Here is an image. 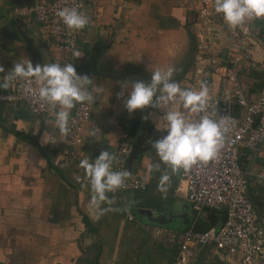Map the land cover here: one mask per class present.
I'll list each match as a JSON object with an SVG mask.
<instances>
[{"label": "crops", "instance_id": "0c3cea01", "mask_svg": "<svg viewBox=\"0 0 264 264\" xmlns=\"http://www.w3.org/2000/svg\"><path fill=\"white\" fill-rule=\"evenodd\" d=\"M94 1L85 2L90 24L77 39L75 49L83 55L74 59L73 51L57 48L33 15L13 13L15 6L31 5L33 0H0V66L4 68L0 77L20 60H31L34 67L73 63L79 75L91 78L87 87L94 96L83 142L73 147L75 158L64 167L54 165L61 149L51 138L63 145L55 117L45 124L22 104H0V264H83L85 259L86 264H176V246L156 236L154 226L205 230L224 220L223 210L191 206L178 188L180 171L172 174L162 163L160 171H150L149 165L160 163L152 147L164 136L160 110L146 107L129 114L124 106L128 90L117 96L124 84L148 83L152 71L168 67L174 69L172 79L187 89L195 48L194 21L188 26L187 22L193 20L199 0ZM218 22L221 36L211 57L225 63L230 40ZM252 33L256 42L251 52L258 69L239 75L249 99L264 89V19L253 21ZM93 130L95 136H89ZM121 140L136 148L128 165L143 176L145 188L118 196L107 193L111 203L90 207L91 188L80 162L84 158L94 162L105 150L114 154ZM241 160L250 181L263 164L264 153L243 148ZM165 171L170 175L166 193L158 190ZM250 195L258 218L264 219L260 189H250ZM128 214L133 218L128 219ZM211 261L238 264L210 248L198 250L192 264Z\"/></svg>", "mask_w": 264, "mask_h": 264}, {"label": "built area", "instance_id": "2783aa9c", "mask_svg": "<svg viewBox=\"0 0 264 264\" xmlns=\"http://www.w3.org/2000/svg\"><path fill=\"white\" fill-rule=\"evenodd\" d=\"M85 2L86 0H33L31 5L15 6L13 13L20 17L33 15L45 27L47 37L57 48L72 52L81 30L69 32L57 12L64 7H76L84 13ZM99 7L96 4V13L99 12ZM254 20L245 24L246 30L237 28L233 31L224 22L222 14L215 12L214 0H199L195 10L193 69L186 87L198 91L200 83H206L210 102L216 105L217 110L214 115L210 108L207 114L217 120L221 116L228 117L230 131L215 160L207 165H194L188 172L180 170L178 188L181 187L193 208L223 210L224 220L217 228L205 230L190 226L183 231H176L165 226H154L156 236L163 242L176 246V264H192L197 251L205 248H210L219 256L234 258L238 264H264V219L258 218L250 195V189L254 186L260 189L264 198V162L249 181L241 160L243 148L264 153V89L259 91L255 99H249L239 76L247 70L258 69L251 52L256 42L252 33ZM218 21L224 25L226 36L230 40L227 47L229 59L225 63L212 58V52L217 49V39L221 36ZM215 82L218 86L216 90ZM28 87L34 91L38 89L34 81L29 83L19 79L13 81L6 90L0 88V104H22L31 114L41 116L43 122L48 123L55 116L47 105L39 101L37 95L25 91ZM174 108L182 111L189 120L199 118L179 106ZM90 114L89 103L76 104L69 117L70 131L67 136H63V145H58L56 139L51 138V142L61 149L60 156L54 160L55 166L64 167L75 158L73 147L83 142ZM163 115L164 112L160 110L161 126L166 135ZM131 150V144L126 140H121L115 148L114 155L117 159L113 163V170H127L131 175L122 188L114 193L108 192L112 196L145 188L143 176L128 167ZM132 218L128 214V219Z\"/></svg>", "mask_w": 264, "mask_h": 264}, {"label": "clouds", "instance_id": "9594fccd", "mask_svg": "<svg viewBox=\"0 0 264 264\" xmlns=\"http://www.w3.org/2000/svg\"><path fill=\"white\" fill-rule=\"evenodd\" d=\"M214 10L217 14H222L230 30H246L245 24L248 21L264 19V0H214ZM57 15L69 32H78L90 24V18L76 7H64ZM82 55L80 50H73L74 59ZM3 72L4 68L0 66V73ZM173 74L172 67L166 70L156 69L152 71L150 82L136 81L130 83V87L124 84L117 96L123 97L124 90H128L124 106L129 114L146 107L164 112V129L167 134L152 142L160 163L149 165V169L160 171L162 163L172 174H176L181 169L188 172L194 165H207L215 160L230 131V120L226 116L217 120L207 114L210 108L214 115L217 110L216 105L210 102L206 83L201 82L198 91L181 88L172 79ZM18 79L29 83L34 81L38 85L35 91L31 87L25 91L37 95L39 101L49 107L55 116L54 126L62 136H67L70 131L69 117L76 104L94 103L93 92L87 87L92 83L91 78L79 75L73 63L37 64L34 67L31 60H20L7 75L0 77V88L6 90ZM173 105L186 109L199 118L189 120L182 111L172 107ZM157 128L161 129L158 125ZM47 135L45 132V143L48 142ZM88 135L94 137L95 131H90ZM116 159L114 154L105 150L94 162H90L88 158L81 160L80 167L84 170V179L90 185L92 193L90 207L100 209L102 203H111L107 193H114L122 188L130 177L131 173L127 170H113ZM76 179L79 182L81 178ZM169 183L170 175L165 171L160 176L158 190L166 193Z\"/></svg>", "mask_w": 264, "mask_h": 264}, {"label": "rangeland", "instance_id": "374dc122", "mask_svg": "<svg viewBox=\"0 0 264 264\" xmlns=\"http://www.w3.org/2000/svg\"><path fill=\"white\" fill-rule=\"evenodd\" d=\"M193 21H194V18H193V20H189V21L187 22V26H188V25H191V23H192ZM193 45H194V44H193ZM192 50H193V49H192ZM252 188H254V186H252L251 189H252ZM257 189H258V188H257ZM251 199H252V198H251ZM252 202L255 204V207H256V203H255L256 201H255V199H253ZM255 207H254V208H255ZM84 261H85V262H83V264H86V263H87V260L85 259ZM209 264H220V263L211 261Z\"/></svg>", "mask_w": 264, "mask_h": 264}, {"label": "water", "instance_id": "95a60500", "mask_svg": "<svg viewBox=\"0 0 264 264\" xmlns=\"http://www.w3.org/2000/svg\"><path fill=\"white\" fill-rule=\"evenodd\" d=\"M135 151H136V148H132V150L130 152L129 158H131V156H133V154L135 153ZM128 167H129V165H128Z\"/></svg>", "mask_w": 264, "mask_h": 264}, {"label": "trees", "instance_id": "16d2710c", "mask_svg": "<svg viewBox=\"0 0 264 264\" xmlns=\"http://www.w3.org/2000/svg\"><path fill=\"white\" fill-rule=\"evenodd\" d=\"M213 211H215V210H213ZM94 260V259H93ZM94 264H97L95 261L93 262Z\"/></svg>", "mask_w": 264, "mask_h": 264}]
</instances>
